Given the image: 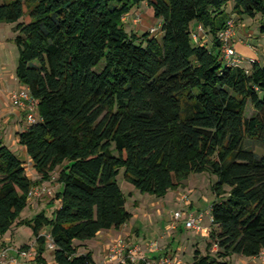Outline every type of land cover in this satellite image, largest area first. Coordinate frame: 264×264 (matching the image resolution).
I'll return each instance as SVG.
<instances>
[{"label":"trees","instance_id":"trees-1","mask_svg":"<svg viewBox=\"0 0 264 264\" xmlns=\"http://www.w3.org/2000/svg\"><path fill=\"white\" fill-rule=\"evenodd\" d=\"M229 1L0 0V23H16L17 78L39 100L40 114L17 132L38 179L0 136V239L27 225L38 264H48V240L56 264H97L82 250L86 241L133 217L117 179L121 169L158 198L191 173L209 171L217 175L213 219L194 264L260 255L264 63L231 64L219 33L230 19L259 17L264 35V0H233L227 11ZM142 3L160 20V36L127 31L124 17ZM199 25L204 31L195 40ZM55 171L61 187L52 216L23 218L31 187L52 182Z\"/></svg>","mask_w":264,"mask_h":264},{"label":"rangeland","instance_id":"rangeland-1","mask_svg":"<svg viewBox=\"0 0 264 264\" xmlns=\"http://www.w3.org/2000/svg\"><path fill=\"white\" fill-rule=\"evenodd\" d=\"M233 5L234 1L230 0L226 6L227 11H231ZM131 12L132 16L125 20V26L128 32L136 31L141 34L147 31H152L154 35L160 36L161 23L155 19L152 7L147 3H142L140 6L133 8ZM15 24L16 23L8 22L0 23V96L2 93L6 94L8 91H11L12 93L21 88L16 74L19 61V50L14 40L17 35L14 28ZM259 25V17H245L240 21L238 20L235 24L236 36L248 39L250 42L259 45L262 38L260 36L261 32L258 28ZM246 30H248V32H246ZM251 30L255 33L253 34V37H249V35L245 37V32L247 34ZM262 44V46L259 45V48L263 54L258 56L264 62V42ZM250 45L251 47L256 48L253 44ZM252 59L253 58H250L249 60ZM246 64L250 66L252 65L250 61L246 62ZM1 100L2 99L0 98V101ZM255 112L253 106L249 104L247 110L248 116H252ZM10 148H13V151L21 156L22 152L18 147L13 146ZM255 148L257 152H263L259 145H255ZM25 163L27 172L30 173L33 169L32 164L28 161H25ZM53 176V181L46 183V185L52 189L53 193L51 195H46L43 198L35 199L36 207L31 208L28 205L22 212L23 218L31 219L42 211H45L48 217L52 216L53 209L56 205L52 206L51 202L59 189L57 181L58 171H55ZM117 179L122 190L127 195V207L133 212V218L131 219L130 224L124 226L120 232L105 231L104 233H100L97 238L86 241V247L82 250H91L97 264L109 262V247L120 238L124 239L128 246H138L139 257L153 258V254H159L162 252L161 255H170L174 258L177 257L179 261L183 260L184 264H187L184 261L187 260L189 255L193 257L195 249L193 246L194 241H199L202 247H200V249L205 251L209 234L197 233L196 231L187 228L184 224L180 225L181 223L176 227H173L174 213L181 208V194H179V192L188 194L189 200L191 198L195 200L197 209L199 208L202 211L208 210L211 207L212 202L216 199V194L213 191V185L217 182L216 174L209 171L191 173L189 177L186 178L183 185L180 186L181 188L179 187L180 191H177L176 189L170 190L165 197L161 198L139 191L134 184L125 177L124 169H121ZM177 197L178 199H176ZM206 220L207 219L205 218V221ZM207 224H210V222L207 221L204 225L207 226ZM131 225L134 227L133 230H131ZM43 232L46 233L47 228H44ZM5 235L4 238L0 239L1 250L10 249V247L22 250L21 247L23 245L26 244L31 247V245L34 244L33 242H36V235L34 234L33 228L27 225L14 226L10 230V234L7 236ZM101 240L102 244L100 243ZM2 243H5L6 246L3 247ZM50 243L51 240H48L45 257L48 264H56L53 247L50 246ZM33 252L35 254L31 257L36 256V250ZM8 256L9 260L7 264H11V250H9ZM31 257L23 258L21 260L18 259V262L14 263L33 264L34 260H32ZM256 259L258 264L260 257L257 256ZM229 260L230 264H232L233 260L231 261V258ZM253 263L256 262L253 261Z\"/></svg>","mask_w":264,"mask_h":264},{"label":"built area","instance_id":"built-area-1","mask_svg":"<svg viewBox=\"0 0 264 264\" xmlns=\"http://www.w3.org/2000/svg\"><path fill=\"white\" fill-rule=\"evenodd\" d=\"M130 16H132V12L126 15L124 17V20L129 19ZM235 24L236 22L233 19H230L227 23L226 28L219 33V39L223 43L225 58L228 60V62H230L231 64H241L243 59L236 50L234 44V39L236 37ZM203 31V26L199 25L198 31L193 32L194 39L197 40L199 38V35L203 33ZM253 61L254 59L250 60V62ZM10 98L13 105L25 111L26 120L28 124H32L40 118L39 100L31 94L30 89L28 87L23 86L18 90H15L11 93ZM52 193V189L46 184H37L31 187L28 195L29 198L32 200L43 198L46 195H51ZM180 199L182 202L187 203L189 201L188 194L182 193ZM208 214L211 216L212 221L213 218L210 210L188 211L185 209H180L174 213L173 227H176L182 221L184 222L187 228L192 229L197 233H204L206 231L209 232L210 227H206L204 225L205 217ZM50 246L53 247L54 245L50 243ZM19 253L23 258H27L33 254V250L31 248L29 250L22 249L19 251ZM258 256L264 259V249ZM141 259L142 258L138 255V246H128L122 238L117 239L115 243L111 247H109L108 260L110 263H126L128 260L137 263ZM8 260L9 256L7 250H1L0 264H7ZM10 261L18 262V258L11 257ZM144 262V264H180V261L176 260L170 255H165L158 258H145Z\"/></svg>","mask_w":264,"mask_h":264},{"label":"crops","instance_id":"crops-1","mask_svg":"<svg viewBox=\"0 0 264 264\" xmlns=\"http://www.w3.org/2000/svg\"><path fill=\"white\" fill-rule=\"evenodd\" d=\"M155 19L159 23H161L159 19H157V18H155ZM198 24L199 23H197V22H193L192 23V27L193 28L194 27L197 28ZM246 32H248V30H246ZM246 32H245V35H246L245 37H247L248 35H249V37H253V34H255L254 31H252V30L249 31V33H247V34H246ZM260 36L262 38H261V42H260L259 45L262 46L263 45L262 43L264 42V35L261 34ZM204 39H205V41L208 42V38H206V36H205ZM234 44H235L236 50L238 51V53L240 54V56L243 59L241 65H243L245 67H250V65H247L246 64V62L250 61L249 60L250 58L257 59L258 61L264 63L263 60H261V58H259V56H258V55H262L263 54L261 52L258 44H254V43L250 42V40L240 38L239 36H236L235 37ZM250 44H253L256 48L251 47ZM259 51H260V53H259ZM19 85H20V87H23V85L20 82H19ZM10 93H11V91H8L6 94H3L2 93L1 96H0V98L2 99L0 101V136L4 139L5 143L9 147H13V146L14 147H18L20 149V151L22 152V154H21L20 157L24 161H28L29 163H31V159H30V157H29V155H28L25 147L18 142V137H17V132L20 131V130H23L24 128H26L28 126V123H27V120H26V113H25V111L23 109H21L19 107H16L15 105H13V103H12V101L10 99ZM11 149L13 150V148H11ZM28 174L33 179H38L40 177L39 174L35 171L34 168ZM49 182H51V181H45V182H43L41 184H46V183H49ZM58 186H59V189H60L61 185L59 183H58ZM180 188H177L176 190L177 191H180L179 190ZM179 194H182V193L179 192ZM176 199H178V197ZM35 204H36V200L35 199H32L30 201V205L29 206L31 208H35L36 207ZM196 207H197L196 206V201L193 200L192 198L187 203H184V202L181 201V208L180 209H185V210H188V211H200V209L199 208L197 209ZM178 210H176V211H178ZM209 210H210V208L208 210H206V211H209ZM205 218L207 219L205 221V224H206L207 221H209L210 224H211V216L208 214V215H206ZM130 222H131V220L128 221L127 223H125L121 228H118V229H110V230H105V231L106 232H110V231H112V232L113 231L120 232V231H122L123 227L126 226V225H128V224H130ZM180 223H179L180 225H183L184 224L183 222H180ZM210 224H207V226L206 225L205 226L206 227H210ZM133 228L134 227L131 225V230H133ZM105 231H102V232L104 233ZM204 233H208V232H204ZM9 234H10V231L7 232L5 236H7ZM3 238H4V236H3ZM33 243L34 244L31 245V249L33 251H35L36 242L34 241ZM100 243L102 244V240L100 241ZM2 245H3V247L6 246L5 243H2ZM193 246H194V248H196V246L201 247V243H199V241H194ZM0 250H1V248H0ZM6 250H7L8 253H9V250H11L12 257H17L19 260L23 259V257L19 253L20 250H18V248L16 249V248H11L10 247V249H6ZM161 253L162 252H160L159 254H153V256L155 258L156 257L158 258V257L165 256L164 254L161 255ZM33 254H35V253L33 252ZM33 254L31 256H33ZM256 257L257 256H254V257H246V256H242V255L235 254V255H233L231 257V261L233 260L232 261V264L234 263V261H235L234 264H257ZM34 258L35 257H31L32 260H34ZM141 258L144 260L146 257H141ZM175 259L179 261V259L177 257ZM253 261H255L256 263H253ZM184 262H186L187 264H194L193 257L191 255H189L188 258H187V260L184 261ZM258 262H259L258 264H264V259L260 258V260ZM179 263L180 264H184L183 263V260H180ZM11 264H17V263L11 262ZM19 264H21V263H19ZM33 264H38V263L34 260Z\"/></svg>","mask_w":264,"mask_h":264}]
</instances>
